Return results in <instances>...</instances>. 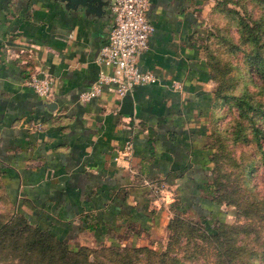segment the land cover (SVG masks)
I'll list each match as a JSON object with an SVG mask.
<instances>
[{
	"label": "crops",
	"instance_id": "0c3cea01",
	"mask_svg": "<svg viewBox=\"0 0 264 264\" xmlns=\"http://www.w3.org/2000/svg\"><path fill=\"white\" fill-rule=\"evenodd\" d=\"M212 1L148 0L153 30L137 66L157 81L122 97L104 84L80 100L98 74L108 6L96 16L58 0H0V174L17 212L66 243H101L163 224V186L199 193L209 174L212 79L201 43ZM31 73L52 75L48 99L24 84Z\"/></svg>",
	"mask_w": 264,
	"mask_h": 264
},
{
	"label": "rangeland",
	"instance_id": "374dc122",
	"mask_svg": "<svg viewBox=\"0 0 264 264\" xmlns=\"http://www.w3.org/2000/svg\"><path fill=\"white\" fill-rule=\"evenodd\" d=\"M210 6L201 43L215 94L206 139L204 181L210 185L193 197L191 189L181 195L180 188L163 186L168 201L157 209L164 222L143 234L114 232L101 243L95 237L67 243L70 249L85 246L93 264H264V138L253 129L264 131V0H213ZM254 51L262 56L259 66L251 60ZM15 211L0 178V222ZM16 232L0 240V264H49L44 251L26 245L29 230ZM131 246L140 249L130 252Z\"/></svg>",
	"mask_w": 264,
	"mask_h": 264
},
{
	"label": "built area",
	"instance_id": "2783aa9c",
	"mask_svg": "<svg viewBox=\"0 0 264 264\" xmlns=\"http://www.w3.org/2000/svg\"><path fill=\"white\" fill-rule=\"evenodd\" d=\"M107 6L111 22L94 57L98 74L90 87L78 94L80 100L97 95L104 84H113L115 94L122 97L133 85L157 81L154 73L137 66V56L147 47L153 30L146 15L148 0H108ZM52 81L49 73H31L23 82L35 95L48 99Z\"/></svg>",
	"mask_w": 264,
	"mask_h": 264
},
{
	"label": "trees",
	"instance_id": "16d2710c",
	"mask_svg": "<svg viewBox=\"0 0 264 264\" xmlns=\"http://www.w3.org/2000/svg\"><path fill=\"white\" fill-rule=\"evenodd\" d=\"M260 59H262V56H260L259 52L254 51L251 55V60L254 61L255 64L259 66V64H262V62H259ZM206 63L208 64V59L206 58ZM210 64H208V67ZM260 73H262L260 71ZM210 77H212V72L210 70ZM212 105L215 104V94L212 90ZM244 97H239L241 101L245 104V106H255L256 109H258L259 104H253L252 101L249 99H243ZM243 99V100H242ZM264 110V109H263ZM263 112V111H261ZM253 129H255L256 132H262V137L264 138V131L261 130L258 126H254ZM258 137V136H257ZM210 160V158H208ZM1 178V174H0ZM207 181V180H206ZM206 181H201L197 184V191L201 188H207V186L210 185ZM202 183V184H201ZM199 199L195 200L198 201ZM10 204L13 205V203L8 199ZM176 216L175 221L179 220ZM203 218V217H201ZM218 220V219H217ZM15 221V222H14ZM202 221V226L204 229H206V222ZM13 222L16 224L17 227H19V230L13 229L11 223ZM173 220H169L167 223V226H171ZM217 228V227H216ZM23 230H29L31 232V236L27 238L26 245L29 249L36 248L40 251H44V253L41 255L43 258L44 254H46V260L49 264H52L53 262L60 261L61 264H93L91 261H89V251H87L86 247L83 245H80L76 247L75 249H70L67 246V243L55 237L52 233H50L48 230L41 228L37 226L36 224H33L31 221L28 220V218L22 214L21 212H14V215L9 216L6 218L5 221L0 222V240L7 236V235H14L17 233L16 231H23ZM207 230V229H206ZM205 230V231H206ZM215 230V229H214ZM20 233V232H19ZM116 244H108L103 245L101 244L100 247L102 248H112L114 250H117L118 247H116ZM140 249L139 246H131L129 247L130 252H137ZM119 250V249H118ZM105 258V257H104ZM105 260V259H103Z\"/></svg>",
	"mask_w": 264,
	"mask_h": 264
},
{
	"label": "water",
	"instance_id": "95a60500",
	"mask_svg": "<svg viewBox=\"0 0 264 264\" xmlns=\"http://www.w3.org/2000/svg\"><path fill=\"white\" fill-rule=\"evenodd\" d=\"M63 2L69 8H75L80 6L83 8L84 12L91 13L93 15L99 16L103 13V7L108 4V0H58ZM44 106L48 110H53L55 102L51 100H45Z\"/></svg>",
	"mask_w": 264,
	"mask_h": 264
}]
</instances>
